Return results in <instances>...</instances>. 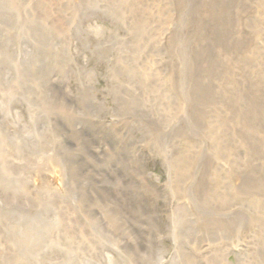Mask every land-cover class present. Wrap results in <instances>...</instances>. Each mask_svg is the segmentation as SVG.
<instances>
[{"label":"rangeland","instance_id":"1","mask_svg":"<svg viewBox=\"0 0 264 264\" xmlns=\"http://www.w3.org/2000/svg\"><path fill=\"white\" fill-rule=\"evenodd\" d=\"M26 52L48 66L67 56L74 79L89 56L115 107L110 120H129L152 178L181 207L170 209L162 254L124 252L63 197L31 196L21 154L13 174L7 82ZM262 204L264 0H0V264H188L219 249L252 261L244 235L258 205L261 225Z\"/></svg>","mask_w":264,"mask_h":264},{"label":"bare ground","instance_id":"2","mask_svg":"<svg viewBox=\"0 0 264 264\" xmlns=\"http://www.w3.org/2000/svg\"><path fill=\"white\" fill-rule=\"evenodd\" d=\"M92 34L103 38L104 33ZM25 41L21 36L16 45L23 47ZM87 56L82 59L81 76L74 79L77 75L67 56L61 65L54 62L48 66L36 64L34 55L26 52L21 69L15 78L8 79L6 104L14 107L8 125L16 129L15 142L10 146L13 174L20 178L21 154L29 164L22 171L28 173L26 180L34 192L31 196L46 192L49 203L52 198L63 197L72 212L79 211L105 226V231L123 245L124 252H149L155 257L165 250L160 237L169 229L170 209L178 216L181 207L172 202L174 197H166L158 186L160 180L152 178L148 158L129 120L121 114L110 120L116 115L112 98L106 85L95 87L97 71L88 64ZM105 80L108 83L113 78L109 75ZM139 114L143 121L144 111ZM52 132H57L59 143L52 140ZM152 134L156 137L155 130ZM243 183L251 184L245 178ZM254 210L251 221L258 220L255 234L244 235L247 241H253L248 254L252 261L238 257L232 262L226 249H219L206 257L190 258L188 264H255L256 250L264 240V217L260 225V205Z\"/></svg>","mask_w":264,"mask_h":264}]
</instances>
